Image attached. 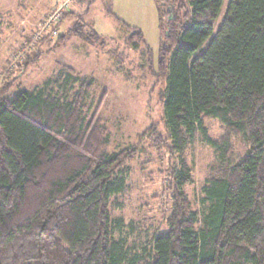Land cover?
Instances as JSON below:
<instances>
[{"label": "trees", "instance_id": "obj_1", "mask_svg": "<svg viewBox=\"0 0 264 264\" xmlns=\"http://www.w3.org/2000/svg\"><path fill=\"white\" fill-rule=\"evenodd\" d=\"M158 3L168 136L153 128L150 137L179 159L177 170L170 163L168 230L141 257L115 236L122 219L113 209L139 144L108 151L107 126L86 114L93 83L68 67L33 90L0 92V264H264V0H230L215 33L223 0ZM129 40L139 47L143 35ZM206 119L225 134L210 136ZM198 134L220 162L203 186L202 211L185 193L193 180L186 151ZM234 136L249 145L237 161Z\"/></svg>", "mask_w": 264, "mask_h": 264}, {"label": "rangeland", "instance_id": "obj_2", "mask_svg": "<svg viewBox=\"0 0 264 264\" xmlns=\"http://www.w3.org/2000/svg\"><path fill=\"white\" fill-rule=\"evenodd\" d=\"M229 2L223 0L214 33ZM138 31L143 43L134 47L129 36ZM62 36L65 40L59 42ZM163 40L158 0H0V92L7 86L3 94L12 97L21 89L33 90L70 67L93 83L86 114L95 113L107 126L108 151L139 144L136 157L127 164V188L116 198L120 206L113 209L114 219H122L115 236L126 240L131 257H141L144 249L150 252L154 235L168 230L174 202L170 163L179 168L178 154L154 146L150 137L153 128L168 136L166 81L157 68ZM32 59L35 62H29ZM205 124L210 136L217 139L225 134L219 120L206 119ZM232 148L231 158L237 161L249 145L243 136H234ZM186 156L193 180L185 193L202 211V189L207 177L217 173L219 158L199 134Z\"/></svg>", "mask_w": 264, "mask_h": 264}, {"label": "built area", "instance_id": "obj_3", "mask_svg": "<svg viewBox=\"0 0 264 264\" xmlns=\"http://www.w3.org/2000/svg\"><path fill=\"white\" fill-rule=\"evenodd\" d=\"M56 15H57V13L55 15H53L50 20H53L52 18H54Z\"/></svg>", "mask_w": 264, "mask_h": 264}]
</instances>
